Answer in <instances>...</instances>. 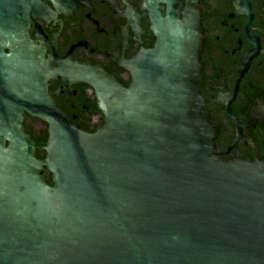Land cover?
Instances as JSON below:
<instances>
[{"label":"water","instance_id":"obj_1","mask_svg":"<svg viewBox=\"0 0 264 264\" xmlns=\"http://www.w3.org/2000/svg\"><path fill=\"white\" fill-rule=\"evenodd\" d=\"M41 1L0 0V264H264V162L221 158L199 0L182 16L148 0L157 42L129 64L128 88L73 65L66 81L90 86L104 116L95 133L49 95L65 71L30 38L53 15ZM26 115L47 125L43 160Z\"/></svg>","mask_w":264,"mask_h":264},{"label":"flooded vegetation","instance_id":"obj_2","mask_svg":"<svg viewBox=\"0 0 264 264\" xmlns=\"http://www.w3.org/2000/svg\"><path fill=\"white\" fill-rule=\"evenodd\" d=\"M181 16L187 0H176ZM204 28L203 97L218 148L227 163L264 162V0H199ZM52 12L35 19L32 41L42 47L62 78L49 81L48 92L74 126L95 133L104 125L95 91L69 83L73 65L101 68L128 88L129 64L157 42L148 0H42ZM161 14L167 7L159 5ZM27 133L47 132V125L28 115ZM30 134V135H31ZM48 135V134H47ZM35 140V139H34ZM239 144L231 149L233 143ZM40 154L44 156L45 146Z\"/></svg>","mask_w":264,"mask_h":264},{"label":"trees","instance_id":"obj_3","mask_svg":"<svg viewBox=\"0 0 264 264\" xmlns=\"http://www.w3.org/2000/svg\"><path fill=\"white\" fill-rule=\"evenodd\" d=\"M29 134H31V133H29ZM31 135L35 139V143H36V147H37V157H38V159L43 160L45 158V154H44V156H41L40 154L44 153L41 148L43 146H46V144H47V140H48L47 132H44V131H41L40 133L34 132Z\"/></svg>","mask_w":264,"mask_h":264}]
</instances>
